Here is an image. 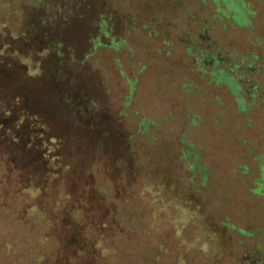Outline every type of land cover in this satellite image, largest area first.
Wrapping results in <instances>:
<instances>
[{"label":"rangeland","instance_id":"obj_1","mask_svg":"<svg viewBox=\"0 0 264 264\" xmlns=\"http://www.w3.org/2000/svg\"><path fill=\"white\" fill-rule=\"evenodd\" d=\"M1 1L4 52L34 45L42 53L45 37L70 45L74 79L126 138L110 145L124 157L121 173L107 149H89L110 199L83 204L97 217L88 235L72 243L61 233L54 253L37 215L21 224L2 211L0 264H264V0ZM167 176L171 189L157 196L192 193L224 227L226 243L213 255L187 245L204 221L177 231L176 206L154 204L145 191ZM99 233L107 250L95 260Z\"/></svg>","mask_w":264,"mask_h":264},{"label":"trees","instance_id":"obj_2","mask_svg":"<svg viewBox=\"0 0 264 264\" xmlns=\"http://www.w3.org/2000/svg\"><path fill=\"white\" fill-rule=\"evenodd\" d=\"M3 5L0 0V9ZM77 16L82 17L80 13ZM93 17H88L89 23H97ZM100 21L101 31L107 34L105 19ZM94 27L89 28V33H94ZM53 39L49 41L45 37L41 41L42 53L33 45L27 53L14 49L6 54V43L0 44V212L16 214L21 224L37 215L45 225L43 238L53 244L56 253L62 247L61 233L66 234L65 242L70 237L73 243L90 232L87 229L97 217L87 218L83 204L110 199L104 184L96 185L93 178V154L89 149L92 146L101 151L107 149L106 154L121 173L124 157L110 145L126 137L120 125L102 115L90 92L74 79V68L69 67L68 61L78 62V54L70 45L62 46L58 38ZM65 46L71 51L64 49ZM36 53L39 59L34 58ZM222 73L227 77L225 71ZM80 157L85 163H80ZM170 184L167 176L144 189L156 195L154 204L163 205L167 201L157 194H166ZM170 202L178 211L174 217L177 231L185 223L204 221L201 237L187 241V245L208 255L225 245L224 227L205 214L194 194H176ZM62 216L69 222H62ZM91 230L95 232L93 227ZM94 237L92 248L98 260L105 255L107 238L104 233ZM76 254L74 251L73 257L68 258L75 259Z\"/></svg>","mask_w":264,"mask_h":264},{"label":"crops","instance_id":"obj_3","mask_svg":"<svg viewBox=\"0 0 264 264\" xmlns=\"http://www.w3.org/2000/svg\"><path fill=\"white\" fill-rule=\"evenodd\" d=\"M218 69H219L218 72L221 74L220 77L225 78L227 81H230L231 76L227 75V77H224V75L222 73V71H224V69H220V68H218ZM212 72L215 73V70H212Z\"/></svg>","mask_w":264,"mask_h":264},{"label":"flooded vegetation","instance_id":"obj_4","mask_svg":"<svg viewBox=\"0 0 264 264\" xmlns=\"http://www.w3.org/2000/svg\"><path fill=\"white\" fill-rule=\"evenodd\" d=\"M216 58H217L216 55H212L211 61L215 60ZM220 69H222V68H220Z\"/></svg>","mask_w":264,"mask_h":264}]
</instances>
